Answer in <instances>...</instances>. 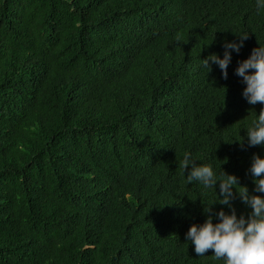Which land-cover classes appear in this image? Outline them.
<instances>
[{
	"label": "trees",
	"instance_id": "16d2710c",
	"mask_svg": "<svg viewBox=\"0 0 264 264\" xmlns=\"http://www.w3.org/2000/svg\"><path fill=\"white\" fill-rule=\"evenodd\" d=\"M235 32L227 78L201 67ZM259 42L255 0H0V264H219L185 236L219 182L180 161L255 189L235 69Z\"/></svg>",
	"mask_w": 264,
	"mask_h": 264
},
{
	"label": "clouds",
	"instance_id": "9594fccd",
	"mask_svg": "<svg viewBox=\"0 0 264 264\" xmlns=\"http://www.w3.org/2000/svg\"><path fill=\"white\" fill-rule=\"evenodd\" d=\"M255 7L258 12L264 9V0H255ZM237 34L240 37L238 40H225L223 55L210 52L205 57L199 56L201 67L209 72L212 64H216L227 78L232 50H240L248 32ZM235 72L245 84L242 95L247 101L264 105V43L259 42L246 58L240 60ZM244 128L249 145H264V107L258 113L255 111ZM197 160L199 158L190 151L184 153L180 166L185 182H198L204 188H214L215 191L219 182V193L216 191L218 198L204 202L207 216L203 222H194L189 226L185 233L186 241L194 244V251L201 257L212 249L211 258L219 264H264V155H252L249 171L255 185L253 191L240 183L236 174L225 170L219 173L211 163H197ZM237 194L250 208L247 215H237L232 204ZM217 202L228 205L231 211L224 208L213 211L212 205ZM214 216L217 217L215 221Z\"/></svg>",
	"mask_w": 264,
	"mask_h": 264
}]
</instances>
